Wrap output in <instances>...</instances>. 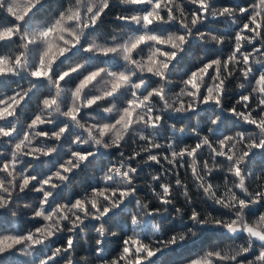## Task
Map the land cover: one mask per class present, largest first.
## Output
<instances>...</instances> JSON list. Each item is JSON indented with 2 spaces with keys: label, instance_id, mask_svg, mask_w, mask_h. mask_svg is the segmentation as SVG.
<instances>
[{
  "label": "clouds",
  "instance_id": "1",
  "mask_svg": "<svg viewBox=\"0 0 264 264\" xmlns=\"http://www.w3.org/2000/svg\"><path fill=\"white\" fill-rule=\"evenodd\" d=\"M106 2L108 0H89L93 6ZM233 2L235 7L210 9L193 27L191 17L184 12L180 0H172L178 13L176 20H185L192 33H185L184 43L176 50L175 58L167 60L168 67L161 69L163 77L149 76L143 68L136 67L142 65L144 58L152 53L153 42L149 41L142 49L135 51V64L124 56L122 50L115 51L105 57L102 66L92 68L91 71L97 75L81 90L82 103H78L73 97L74 88L58 85L51 76L46 81H33L31 69L23 65L27 62L35 67L38 63V52L34 53L30 45L38 43L39 37L31 29L41 27L44 21L36 20L25 24L26 31L17 33L21 38L20 42L8 49V55L13 61L17 56L21 58L19 67L14 62L12 64L18 74L0 77V84L6 85L4 90L19 93L21 98H28L18 105V115L0 120V155L10 160L7 170L0 169V223L8 230L5 234L19 240L14 247L0 251V264H112V258L119 255L118 251L113 253V249L117 244L120 248L121 241L125 239H140L152 247L155 255L143 254V264H162L163 259L173 251L179 253L184 248L197 244L204 234L213 231L231 241L230 246L226 247L231 250V254L240 255L237 249L243 248L244 241L238 243L240 239L236 234L222 232L220 228L211 226L210 222L202 225L199 220L192 221L188 218L197 202L193 198V189L197 191L200 200H212L208 198L210 194H201V188L194 182L190 169L197 167L196 158L181 160L179 154L181 149L190 146L185 143L189 138L201 143L205 139L217 143L218 138L238 136L240 131L233 129L239 127V118L238 115L231 114L230 108L225 107V96L230 91L239 96L242 92L248 94L256 91L254 87H249L247 76L236 74L235 62L231 82H228L229 78H225L220 102L215 104L201 103L190 95L194 94L195 89L185 83L190 74L188 70L179 69L177 74L181 60L186 58L190 64L197 65L208 61L212 46L219 52L223 51L228 38L226 35L216 34L212 30V24L220 20L227 25L225 31L237 30L244 20L242 9L245 7L241 6L240 0ZM119 3L128 6L131 0H119ZM257 4L259 10L264 11V0H254L247 7L249 13L255 14ZM166 23L170 30L165 32V36L176 35L177 24ZM160 27L163 28V25ZM202 27L207 30L201 31ZM137 28L141 33L151 32L150 28L144 27L142 14L130 25L114 29L110 35L98 28L91 33L86 32L90 51H81L79 47L74 51L70 50L57 59L53 69L59 70L60 65L67 63L72 55L81 54L80 63L68 67L60 74L83 77L88 74L84 72V68L94 63L105 40L117 47V41ZM75 30L78 34L81 31L79 28ZM262 59L264 55L259 58L253 55L251 64L244 65L242 59L240 64L245 70L254 67L264 72V63L260 62ZM120 73H124L129 79L114 89L113 81ZM250 75H256V72H251ZM152 78H156L154 85ZM20 81H25L27 86H22ZM197 83L202 88L212 86L214 92L217 91V86L208 81L198 80ZM41 84L47 88L49 98L56 102L45 108L41 99L31 116L39 115L44 125L56 129L55 134L48 132L47 137L41 135L39 128L30 126L29 120H25L23 115L28 100ZM29 85L35 87L30 88ZM153 90H162L163 97L153 100ZM145 96L149 97L147 102H143ZM89 99L96 102L89 106ZM138 100L142 105L134 106V117L130 121L126 119L123 124L117 123L124 109L129 107V101ZM70 107L81 109L82 114L72 119L67 118L65 112ZM17 144H21L22 148H17ZM229 144H232L231 140ZM235 147L236 157L239 159L244 149L240 143H236ZM114 150L118 152L115 158ZM205 150L208 152L206 147ZM248 151L250 155L240 163L241 176L236 177L234 183L224 179L219 184L221 188H237L243 192L244 189L238 188V185H254L255 180L264 173V150L253 151L248 148ZM153 156L157 159L152 160ZM208 159L211 157L208 156ZM162 160L166 165H171V168L161 163ZM174 160L182 161L181 167L186 165V175L183 178L176 172ZM231 163L227 167L217 165V168L230 170ZM156 165H159V170ZM61 166L68 171H63ZM202 171L200 166L196 174L200 175ZM85 179L88 183H84ZM25 180L29 183H25ZM45 180L48 181L47 185L43 183ZM207 183L205 180V185ZM161 185L168 187L167 194ZM162 197L168 203H161ZM76 201H82L83 205L73 207ZM92 202H95V208ZM59 208H63L67 218L60 217L61 222L57 223ZM199 213L201 217L211 215L207 211ZM46 217H51L50 223L46 221ZM22 218L24 221H39L44 225L39 238L43 242H37L35 227L24 230ZM173 223L179 225L181 230L169 235V226ZM30 234L33 237L31 240L28 238ZM173 236L176 239L174 245L164 243ZM65 239L71 240V245L63 244ZM134 259L135 254L129 258L133 262ZM175 264H187V258L178 257ZM236 264L243 262L237 261Z\"/></svg>",
  "mask_w": 264,
  "mask_h": 264
},
{
  "label": "snow or ice",
  "instance_id": "2",
  "mask_svg": "<svg viewBox=\"0 0 264 264\" xmlns=\"http://www.w3.org/2000/svg\"><path fill=\"white\" fill-rule=\"evenodd\" d=\"M180 2L182 6L187 3L195 7V11L188 12L183 6L184 12L187 16L191 17L193 27L198 24L201 17L208 14L210 9L215 8L213 0H207V2L205 0H180ZM47 3L48 0H23V3H21V0H11V2L9 0H0V11L6 12L9 16L14 17L15 21L20 22L10 25L0 24V77L18 74L16 69L12 67V64L14 62L19 67L21 65V58L17 56L13 61L9 57L8 51H4V49H10L14 43L20 42L21 38L17 36V33L26 31V23L39 20V14L47 6ZM111 6V0L99 6L91 5L89 0H64L58 14L52 20L45 21L41 27L32 28L31 31L39 37L38 43L30 45L34 53L38 52V63L35 67H32L25 62L23 67L31 69L30 76L33 81H46V78L51 76L60 85L67 78L73 77L75 74L62 76L58 70L53 69V65L59 57L65 56L70 50L74 51L77 47L84 52L90 51V48L87 47L89 42L85 33H91L98 27L103 15ZM128 6L129 11L118 16L117 19L122 21L124 25H130L138 15L142 14L143 25L145 28H150L151 32L141 33L139 28L130 30L126 37L117 41V47H113L112 42L105 40L103 42L104 47L100 49L94 63L84 68V72L88 74L83 77L75 75L78 83H76L72 95L78 103L83 102L81 90L85 88L89 81L94 80L97 75L90 69L103 64L101 57H107L115 51L122 50L124 56L132 64H135V51L142 49L151 41L154 44L152 53L144 58L142 65H137L136 67L137 69L143 68L150 75L163 77L164 73L161 69L168 67L167 60L175 58L176 50L184 43L185 33L188 35L192 33L185 20H176L178 13L175 11L172 0H131ZM242 13L244 20L234 32L233 46L230 53L226 57L209 59L207 62H202V66L190 72L185 83L195 89L194 94L190 93V95L199 99L201 103H219L220 95L223 93L225 78H229L228 82L230 83V78L234 75L232 66L235 62L237 68L236 74L247 76L249 87H254L256 91L254 93L249 92L248 94H244L242 92L240 94L236 104L242 105L243 110H239L237 106H233L229 111L234 116L238 115L239 120L248 125L252 131L240 132L236 137L225 136L224 138H218L217 143H212L210 140L205 139L203 143L197 142L194 145L181 149L179 154L181 160L189 157L196 158L197 167L190 169L195 184L201 188L203 193L210 194L208 198L213 203L220 205L228 213L227 218L212 214L207 217H201L199 211L194 208L191 210L188 218L192 221L199 220L202 225L210 222L211 226L220 228L222 232L236 234L238 239L243 238L244 244L243 248L237 249L240 252L239 256L231 254V250L226 247L214 245L202 255L187 258V264H236L237 261L243 262V264H264V212L256 214L252 211L254 208L264 207V173L260 174V177L255 180L254 185L249 183L238 185V188L244 189L243 192L238 191L237 188H221L219 184L214 185L209 182L210 176L216 172L223 171L225 173L224 179L234 183L235 178L241 176V160L250 155L248 148H251L253 151L264 150V72L254 67L245 70L240 64L241 59L244 65H248L253 62V55L258 58L264 55V11H260L257 4L255 14L249 13L247 7L242 9ZM166 22L177 24L176 35L168 34L165 36V32L170 30L169 24ZM160 25H163V28ZM75 28L81 30L79 34ZM180 29L184 31H180ZM257 44L260 47H256ZM260 62L264 63V59L260 60ZM70 63L72 62L68 60L65 64ZM65 64H61L60 67H63ZM251 72H256V75H250ZM128 79L129 77L124 73L116 75L112 85L113 88H119ZM198 80H210V84L217 86V91L214 92L212 86L202 88L197 83ZM5 87L6 85L0 84V120H3L4 117H11L14 114L18 115V105L22 104L24 99L27 98V96L21 98L19 93L7 95L4 92ZM29 87L32 88L35 85H29ZM40 87H44V85L41 84ZM157 97H163L162 90L159 92L153 90L151 98L155 100ZM148 99L149 97L145 96L143 102H147ZM253 101L255 107H253ZM41 102L45 108H48L56 101L50 99L49 95H47ZM95 102L89 99L87 104L91 106ZM141 105L142 102L139 100L135 102L129 101V107L124 109L117 123L123 124L126 119L130 121L134 117L135 107H140ZM189 108L191 110L190 105ZM80 114H82L81 109L71 107L65 112V116L69 119ZM28 120L30 126L39 128L43 137H47L48 132L55 134L56 129L54 128L50 131H44L40 128L44 124L39 115L31 116ZM127 126L125 125V127ZM104 128L106 129L107 125ZM256 137H259V139L257 140ZM229 140L232 141L231 145L229 144ZM236 143H240L244 149L239 159L236 157ZM16 147L22 148V145L17 144ZM205 147L208 149V156L211 159L198 162L200 154L204 151ZM74 155L77 154L74 153ZM173 156H175V153H173ZM151 159L155 160L157 157L153 156ZM233 161L235 163H231ZM174 162L177 161L174 160ZM9 163L8 157L0 155V169L7 170ZM230 163V170L225 171L217 168V165L227 167ZM200 166H202L203 171L200 175H197L196 173ZM61 167L63 171H68L67 168ZM205 180L208 181L207 185H205ZM25 183H29V181L25 180ZM43 183L47 185L48 181L45 180ZM160 187L165 194L168 193L169 189L166 185H161ZM44 196L46 198L47 193ZM189 202H192L191 197L189 198ZM161 203H168V201L162 197ZM92 204L95 208V202H92ZM82 205V201H76L73 207ZM57 211H59L60 216L56 217V220L57 223H60V217L66 219L67 213L64 212L63 208H59ZM105 212H107V209H105ZM53 215H55L54 212ZM74 219H78V217H74ZM46 221L50 223L51 217H46ZM42 228H44L43 224H39V226L34 228V234L38 238L37 242H43L42 239H39ZM7 231L3 228L2 223H0V251L12 248L19 243L17 237L5 234ZM245 234L251 239H248ZM28 238L31 240L33 237L30 234ZM226 238L222 236L220 240ZM62 243L71 245L72 241L65 239ZM164 243L174 245L176 243L175 236L171 237L170 241H165ZM118 252L119 255L112 258V264H143V254H147L148 256L155 255L152 247L147 243L141 242L140 239H133L131 241L127 239L122 240ZM133 254H135L134 262L129 260ZM173 254H175V251H173ZM248 256H252L253 258L248 259Z\"/></svg>",
  "mask_w": 264,
  "mask_h": 264
},
{
  "label": "trees",
  "instance_id": "3",
  "mask_svg": "<svg viewBox=\"0 0 264 264\" xmlns=\"http://www.w3.org/2000/svg\"><path fill=\"white\" fill-rule=\"evenodd\" d=\"M254 0H240L241 6L243 7H248L249 4L253 3ZM21 3H23V0H21ZM64 3V0H48L47 6L40 12L39 14V20L41 21H50L52 20L57 14L58 11L60 10L61 4ZM213 5L215 8H221V7H235L236 5L234 4L233 0H213ZM186 10L188 12H192L195 11V7L191 4H187L185 3L183 5ZM129 11V6H123L119 3V0H112V6L109 10L106 11V13L103 15L102 20L100 21L99 25H98V29L103 31L106 34H111L112 31L114 29H121L122 27H124V23L120 20L117 19L118 16L126 13ZM12 23H20L14 20V17L9 16L6 12L0 11V24H4V25H10ZM178 27V26H177ZM227 25L220 21V20H216L213 22L212 24V30L216 33V34H221V35H226L227 36V40L225 41L224 45H223V51L219 52L217 51L215 46H212V48L209 50V54H208V60L209 59H215L218 56L219 57H226L233 46V37H234V31H225ZM96 28V29H97ZM95 30V29H94ZM93 30V31H94ZM207 29L205 28H201V31H206ZM256 47H260L259 44L256 45ZM248 50V49H246ZM4 51H8L7 48L4 49ZM102 60L106 59L105 57H101ZM82 60V55L81 54H74L71 56L70 59V64H65L63 67H60L58 72L61 73L62 71L66 70L68 67L70 66H74L77 63H80ZM207 62V61H204ZM98 66H102L98 65ZM202 66V62L200 64L197 65H193L190 64V62L185 58L183 60L180 61L178 68H177V74H179V69H185L188 70V72L190 73L191 71H194L197 67ZM92 70V69H90ZM150 76V74H148ZM238 75V73H237ZM155 79L156 78H152V82L153 85L155 84ZM209 83L211 82L210 80L208 81ZM22 86H27L25 81H20ZM76 83H78V80L75 78V75L73 77L67 78L65 82H62V84H64L66 87H72L74 88ZM13 87H15V84H13ZM4 92L7 95H12L13 92L11 90H4ZM48 95V90L46 87H40L37 91H35L32 95L31 98L28 100L27 103V107L23 113L24 115V119L28 120L29 117H31V113L35 110L36 104L43 99L45 96ZM28 99V98H26ZM239 99V95L236 94L235 92H229L226 94L225 96V107L227 108H232L233 106H237L239 110H243V106L242 105H237L236 102ZM253 103V107H255V103L254 101ZM235 119V118H234ZM237 124L239 125V127H234L233 131H240V132H246V131H252V129L244 124L242 121L238 120ZM205 125H206V120H205ZM40 128L44 131H50L52 129L51 126L48 125H42L40 126ZM226 134H232V133H226ZM186 144L188 145H194L195 143H197L196 140L189 138L188 140L185 141ZM64 153H61V155H63ZM165 155H167V151L165 150ZM116 156H118V152H116L114 150L113 152V157L115 158ZM205 159H208V152L205 150L200 154L199 157V161L198 162H202ZM186 160V159H185ZM161 163H165V161H161ZM182 163V161H177L176 162V172L183 178L186 173H185V167H181L180 164ZM157 170H159V165L155 166ZM166 167L171 168V165H166ZM188 175H190V172L188 173ZM224 177H225V173L224 172H216L214 173L212 176L209 177V182L212 184H222L224 181ZM84 183H88V180L85 179ZM189 187H191V184L189 185ZM143 191V189H142ZM201 194H202V190H201ZM32 195V194H30ZM63 196V193H61V197ZM193 198L197 200V202L193 205V207L199 211V212H204L207 211L209 213H211L212 215L215 216H224L225 218H227L228 213L225 209H223L220 205H217L215 203H213V201L204 199V200H200L198 198V194L197 191L195 189H193ZM180 205V202L178 201V206ZM174 211V210H173ZM253 212H255L256 214H259L260 212H264V207H257L252 209ZM40 222L36 221L33 222L31 220L29 221H24V219L22 218V225H24V230H27L28 228H34L36 226H39ZM181 229H179V225L173 223L172 225L169 226V235L172 232L175 231H180ZM223 235L217 232H209L203 235L202 239L197 243V244H193L189 247L184 248L183 250H181L179 253L175 252V254H170L168 256H166L163 261L162 264H175V261L178 257H192V256H198V255H202L204 252H206L207 250H209L210 248H212L214 245H220L221 247H228L231 244V241H228L226 239L224 240H220V238ZM166 238V237H165ZM243 241V238H241L239 242ZM81 249L83 248V243L81 242L80 245ZM119 250V244H117V246L113 249V253H115L116 251ZM252 256H248V259H252Z\"/></svg>",
  "mask_w": 264,
  "mask_h": 264
}]
</instances>
